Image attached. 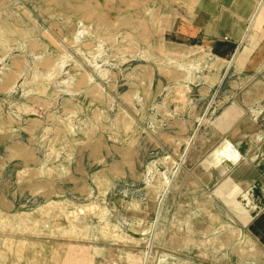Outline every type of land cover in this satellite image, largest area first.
<instances>
[{
  "label": "rangeland",
  "instance_id": "rangeland-1",
  "mask_svg": "<svg viewBox=\"0 0 264 264\" xmlns=\"http://www.w3.org/2000/svg\"><path fill=\"white\" fill-rule=\"evenodd\" d=\"M170 1L0 0V264H264V209L210 179L232 104L169 82Z\"/></svg>",
  "mask_w": 264,
  "mask_h": 264
},
{
  "label": "crops",
  "instance_id": "crops-1",
  "mask_svg": "<svg viewBox=\"0 0 264 264\" xmlns=\"http://www.w3.org/2000/svg\"><path fill=\"white\" fill-rule=\"evenodd\" d=\"M168 6L159 17L161 40L169 58L183 60L186 66L181 79L169 82L183 83L189 97L196 87L202 97L215 91L232 104L216 123L225 132L231 130L226 138L232 145L225 142L221 154L233 162L222 170L211 168L210 179L221 181L229 175L218 191L223 199L229 201L222 194L226 190L228 198L236 197L239 185L249 193V203L252 198V210H263L264 166L259 162L264 155L258 148L264 147V127L254 116L264 113V0H175ZM243 112L247 120L237 125ZM257 193L263 195L259 202L254 198Z\"/></svg>",
  "mask_w": 264,
  "mask_h": 264
},
{
  "label": "bare ground",
  "instance_id": "bare-ground-1",
  "mask_svg": "<svg viewBox=\"0 0 264 264\" xmlns=\"http://www.w3.org/2000/svg\"><path fill=\"white\" fill-rule=\"evenodd\" d=\"M189 144H190V143H189ZM169 185H170V183L168 182V183H167V188H168ZM167 192H169V191H167ZM160 209H161V208H160ZM159 211H160V210H159ZM151 236H152V235H151ZM151 246H152V245H151Z\"/></svg>",
  "mask_w": 264,
  "mask_h": 264
}]
</instances>
